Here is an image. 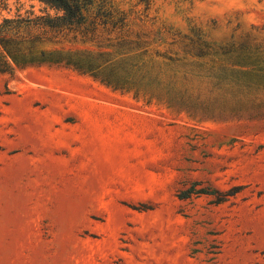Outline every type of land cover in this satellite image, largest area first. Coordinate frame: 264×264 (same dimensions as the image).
Here are the masks:
<instances>
[{"label":"rangeland","instance_id":"obj_1","mask_svg":"<svg viewBox=\"0 0 264 264\" xmlns=\"http://www.w3.org/2000/svg\"><path fill=\"white\" fill-rule=\"evenodd\" d=\"M84 16L0 67V264H264V0Z\"/></svg>","mask_w":264,"mask_h":264},{"label":"trees","instance_id":"obj_2","mask_svg":"<svg viewBox=\"0 0 264 264\" xmlns=\"http://www.w3.org/2000/svg\"><path fill=\"white\" fill-rule=\"evenodd\" d=\"M19 3V0H16ZM44 9L53 11V15L46 13L43 16H37L34 19L29 17H21L16 15L15 18H1L0 14V67L5 69H13L14 67H21L22 64L18 59V55L22 53L19 49L24 41L22 36L23 29L27 28V24H37L47 28L59 27H75L83 24L85 20L84 12L95 5L104 3H111L113 0H38ZM3 8H7V0H0ZM1 12V6H0ZM124 20V19H123ZM10 44L16 45V49H10ZM12 71H8L11 74ZM195 183L186 191H184L182 198H188L191 195H214L217 194L218 202L224 201L228 196L235 195L239 189L235 188L232 191L222 192L208 191V189H194Z\"/></svg>","mask_w":264,"mask_h":264}]
</instances>
